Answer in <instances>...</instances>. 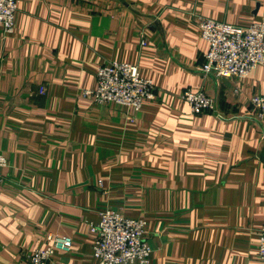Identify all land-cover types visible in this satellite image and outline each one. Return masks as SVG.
<instances>
[{
  "label": "crops",
  "instance_id": "crops-1",
  "mask_svg": "<svg viewBox=\"0 0 264 264\" xmlns=\"http://www.w3.org/2000/svg\"><path fill=\"white\" fill-rule=\"evenodd\" d=\"M0 22V264H25L49 234L63 264H97L101 211L146 218L151 264H264V63L247 77L201 67L199 19L264 21V0H17ZM146 41V44L144 43ZM106 59L137 64L157 98L136 110L83 94ZM203 90L218 112L194 114Z\"/></svg>",
  "mask_w": 264,
  "mask_h": 264
},
{
  "label": "built area",
  "instance_id": "built-area-1",
  "mask_svg": "<svg viewBox=\"0 0 264 264\" xmlns=\"http://www.w3.org/2000/svg\"><path fill=\"white\" fill-rule=\"evenodd\" d=\"M17 0H0V22L6 32L15 29ZM202 36L210 48L204 54L202 71L217 77H247L258 65L264 63V21L237 25L202 16L198 21ZM146 44V41L144 42ZM98 85L85 89L83 94L98 103L114 102L139 110L145 101L157 98V86L151 78L142 76L137 64L114 59L104 60L97 72ZM194 114L218 112L214 98L203 90L190 88L181 93ZM252 108L250 118L264 123V94L249 98ZM218 117L230 119L220 112ZM9 164L0 153V183L2 170ZM146 218H131L113 208L101 211L98 222H91L90 233L97 264H151L152 246L147 236ZM49 244L28 255L25 264H63L54 258L57 250L68 252L74 238L69 235L49 234ZM259 259L264 263V226L261 230Z\"/></svg>",
  "mask_w": 264,
  "mask_h": 264
},
{
  "label": "rangeland",
  "instance_id": "rangeland-1",
  "mask_svg": "<svg viewBox=\"0 0 264 264\" xmlns=\"http://www.w3.org/2000/svg\"><path fill=\"white\" fill-rule=\"evenodd\" d=\"M88 97V96H87ZM104 103V102H103Z\"/></svg>",
  "mask_w": 264,
  "mask_h": 264
}]
</instances>
